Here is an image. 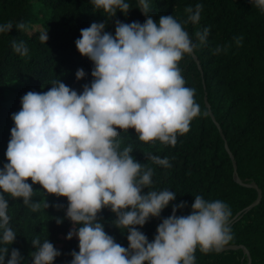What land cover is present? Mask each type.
Masks as SVG:
<instances>
[{"label": "clouds", "instance_id": "obj_1", "mask_svg": "<svg viewBox=\"0 0 264 264\" xmlns=\"http://www.w3.org/2000/svg\"><path fill=\"white\" fill-rule=\"evenodd\" d=\"M90 2L111 17L117 11L127 15L132 8L128 0ZM251 3L264 13V0ZM148 7V0H139L147 19L117 20L114 35L105 31L104 22L80 30L76 48L94 65L93 79L82 92L56 79L46 92L30 90L21 97L20 110L11 115L14 126L5 152L7 162L0 167V264L25 260L15 248L9 255L17 232L10 223L8 198H22L32 212L49 207L46 199L33 200L36 183L44 197L47 193L67 198L66 218L73 229L66 238L77 237L79 249L72 251L70 264H195L197 248L202 253L219 251L231 239L229 205L199 194L188 215L176 214L185 207L183 202L173 203L172 214L158 224L151 242L137 227L159 217L177 193L153 187L154 168L134 158L131 144L121 147L117 129H135L140 142L158 140L175 146L178 135L189 130L200 111L195 90L186 86L179 67L196 43L173 15H161L156 21L148 15ZM201 9L199 4L195 10L189 7L188 20L198 22ZM11 28L10 22L0 24V33ZM47 32L40 33L41 41L48 40ZM207 35V28L197 33L201 41ZM241 40L237 38V43ZM13 48L21 56L28 54L23 41L14 42ZM85 75L82 68L75 73L77 80ZM147 156L157 166H172L167 156ZM104 208L115 214L112 223L126 234L127 247L117 243L98 220ZM31 243L35 248L31 264H54L61 255L48 238L35 236Z\"/></svg>", "mask_w": 264, "mask_h": 264}, {"label": "trees", "instance_id": "obj_2", "mask_svg": "<svg viewBox=\"0 0 264 264\" xmlns=\"http://www.w3.org/2000/svg\"><path fill=\"white\" fill-rule=\"evenodd\" d=\"M128 2L132 8L127 15L117 11L111 17L95 10L90 0H0V24H12L9 32L0 33V167L7 162L5 152L14 126L11 115L20 110L21 97L30 90L46 92L56 79L78 94L85 84L90 85L94 65L79 53L75 40L92 22L106 23L105 31L113 35L117 20L143 23L147 16L139 0ZM198 4L202 5L200 18L193 23L187 9L195 10ZM148 5V15L156 21L161 15H173L197 45L179 61V67L186 86L195 90L200 111L189 130L178 135L175 146L158 140L140 142L135 129H117L121 147L131 144L134 158L154 168L153 187L177 193L159 217L137 227L151 242L158 224L172 214L173 203L183 202L185 207L176 214L188 215L195 195L220 199L231 209L232 232L222 247L243 246L248 257L242 250L202 253L197 248L195 264H264V13L251 0H148ZM205 28L208 35L201 41L197 33ZM42 31H48L46 42L39 39ZM21 41L28 48L24 56L13 48L14 42ZM80 68L86 75L77 80L75 73ZM149 153L167 156L172 166L165 169L153 164ZM253 184L261 193L256 205L258 191ZM33 190V200L46 199L47 209L32 212L22 198L6 197L10 223L17 232L9 255L12 248L18 249L25 258L23 264H31L30 253L35 250L31 239L40 236L60 250L54 264H70L72 251L79 249L77 237L66 238L73 229L66 218L67 198L47 193L44 197L38 183ZM97 218L117 243L128 246L126 234L112 223L116 217L110 209H102Z\"/></svg>", "mask_w": 264, "mask_h": 264}, {"label": "water", "instance_id": "obj_3", "mask_svg": "<svg viewBox=\"0 0 264 264\" xmlns=\"http://www.w3.org/2000/svg\"><path fill=\"white\" fill-rule=\"evenodd\" d=\"M207 108H208V106H207ZM235 173L236 172L234 170V174ZM251 187L254 189H257L256 185H254V184ZM257 191H258V197H257L256 202L253 205L258 204V202L260 201L261 193L258 189H257ZM236 250H242L243 254L248 257V252L243 246H224V247H221V249L219 251H215V252L221 253L224 251H236ZM249 264H250V261H249Z\"/></svg>", "mask_w": 264, "mask_h": 264}]
</instances>
